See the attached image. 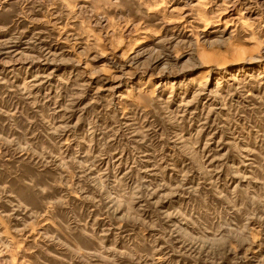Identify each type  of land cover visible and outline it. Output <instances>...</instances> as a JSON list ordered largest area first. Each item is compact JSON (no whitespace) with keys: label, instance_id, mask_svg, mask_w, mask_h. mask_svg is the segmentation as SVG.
Returning <instances> with one entry per match:
<instances>
[{"label":"rangeland","instance_id":"obj_1","mask_svg":"<svg viewBox=\"0 0 264 264\" xmlns=\"http://www.w3.org/2000/svg\"><path fill=\"white\" fill-rule=\"evenodd\" d=\"M0 264H264V0H0Z\"/></svg>","mask_w":264,"mask_h":264}]
</instances>
